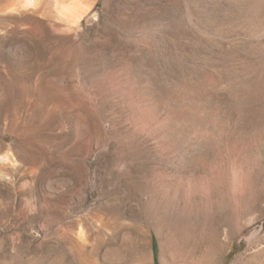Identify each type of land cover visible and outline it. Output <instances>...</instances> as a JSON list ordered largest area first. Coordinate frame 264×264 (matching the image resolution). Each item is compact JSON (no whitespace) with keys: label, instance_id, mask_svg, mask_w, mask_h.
Wrapping results in <instances>:
<instances>
[{"label":"rangeland","instance_id":"obj_1","mask_svg":"<svg viewBox=\"0 0 264 264\" xmlns=\"http://www.w3.org/2000/svg\"><path fill=\"white\" fill-rule=\"evenodd\" d=\"M86 1L0 0V264H264V0Z\"/></svg>","mask_w":264,"mask_h":264},{"label":"bare ground","instance_id":"obj_2","mask_svg":"<svg viewBox=\"0 0 264 264\" xmlns=\"http://www.w3.org/2000/svg\"><path fill=\"white\" fill-rule=\"evenodd\" d=\"M35 1L36 0H24L23 7L25 8L32 7L34 6ZM90 9L91 6L87 3L86 0H71V3L69 5L61 6V8L59 9V13L65 18H67L70 23L77 25L83 19L84 15H86L89 12ZM2 161L8 164V166L10 167L12 163L16 162L12 157L9 156L2 157Z\"/></svg>","mask_w":264,"mask_h":264}]
</instances>
